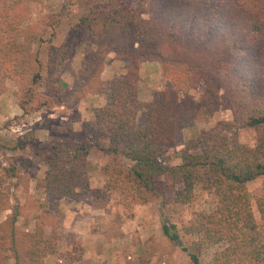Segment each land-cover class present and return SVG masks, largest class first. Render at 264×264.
I'll return each instance as SVG.
<instances>
[{"label":"trees","instance_id":"16d2710c","mask_svg":"<svg viewBox=\"0 0 264 264\" xmlns=\"http://www.w3.org/2000/svg\"><path fill=\"white\" fill-rule=\"evenodd\" d=\"M212 9L225 19L243 13L248 50L232 56L228 48H221V40L229 33L211 27L216 17L210 15ZM30 12L29 0H0V75L33 85L41 74L31 70L30 49L18 37ZM201 16L209 22L207 29L198 26ZM72 31L79 42L76 48L95 47L84 75L75 77L76 94L81 98L89 92L104 93L108 101L93 111V119L84 124L73 142L51 144L42 180L51 197L49 208L58 209L66 197L89 195L97 203L98 198L115 190L117 178L113 177L101 189L90 184L88 156L99 146L98 140L105 138L107 149L130 161V174L145 188L154 190L163 177L167 186L177 187V202H189L198 184L218 196L213 212L196 213L183 225L184 235L162 211L163 233L189 255L193 264H201L202 250L218 244L223 247L215 253L213 264H264V231L246 189L248 182L264 177V0L101 2L91 4ZM70 52L71 47L58 52L53 61L55 69L65 66ZM112 52L126 63L127 70L102 81L100 75ZM149 60L162 64L168 80L153 100L143 102L140 66ZM239 63L250 70H240ZM198 89V99L189 94ZM56 97L54 91L48 100ZM19 104L28 113L26 102ZM220 106L231 109L242 125L255 129L254 147L232 142L227 133L231 124L220 121L203 140L171 152L182 144L187 122L213 116ZM140 112L145 120L142 128L137 126ZM174 159L179 162L173 163ZM256 203L264 218V181ZM18 217L14 208L10 225L0 224V264H10V254L12 264H45L48 254L57 253L58 235H46L43 220H37L33 232L18 235ZM183 236H189L191 244Z\"/></svg>","mask_w":264,"mask_h":264},{"label":"rangeland","instance_id":"374dc122","mask_svg":"<svg viewBox=\"0 0 264 264\" xmlns=\"http://www.w3.org/2000/svg\"><path fill=\"white\" fill-rule=\"evenodd\" d=\"M115 1L117 0H91L90 2L85 0H29L31 12L22 22L18 37L27 42V47L30 49L31 70L40 73L41 78L33 85L29 84L31 82L24 83L21 80H13L17 84V88H13L12 93L18 97L19 102H26L28 113H26L27 116H14L1 123L7 131L3 132L2 139H0V221L2 222L0 224L10 225V217L14 208L18 210L19 215L26 213L24 214L26 219L30 218L28 211L35 209L36 198L22 194L21 200L24 205H20V198L16 195L18 185L21 184L24 189L28 188L29 190V176L41 171L38 163L47 165V155L50 152L51 144L58 141L73 142L76 134L82 131L84 124L93 119V111L107 103L108 99L104 93L89 92L79 98L75 92V77L84 75L86 63L89 62V54L95 47L90 44L87 47L76 48L75 45L79 42L74 39L75 33L72 31V27L82 14L88 12L91 4ZM209 13L213 17L217 14L213 9ZM242 18L243 13L227 19L217 15L213 26H211L215 30L222 29L229 33L228 37L221 40V48H228L232 56L249 49L250 40L243 36L245 29L242 25ZM198 21L200 24L198 26H202L204 29L209 26V22L202 16ZM191 26L193 28L194 25L191 24ZM196 34L199 38L198 31ZM65 47H71L70 58L61 70H57L53 65L54 58ZM143 63L145 64L143 65ZM143 63H141L143 67L140 70L139 81L140 98L143 102H149L156 97L160 90L165 88L168 78L164 74L160 62L149 60L143 61ZM237 65L242 71L250 70L248 65L240 63ZM126 70V63L118 59L115 52H112L107 58L100 79L102 81L111 79L113 76L125 73ZM2 87L0 85V92L3 91ZM54 91L57 97L48 100ZM189 94L198 99L201 89L191 90ZM62 104L65 106L63 109L61 108ZM220 121L231 124L227 133L232 142L255 146V129L242 125L240 121L235 120L231 109L220 106L213 116H203L187 122L182 131V144L172 148L171 152L186 149L193 142L203 140ZM144 125V116L140 112L137 126L142 128ZM76 126H78L77 129ZM98 142L99 146L93 147L89 155L102 162V167L109 178H117L115 180L117 187L113 190L114 192L110 193L111 195L109 194L110 196L98 198L96 205L107 207L111 212L112 209L119 208L118 206L121 205L123 209L120 207V210L125 211L126 209L125 212L129 214L131 208L137 203H147L153 207L154 213L157 214L156 222L162 223L166 216L177 224L182 235H184L183 225L190 222L196 213H209L217 208L218 196L202 184L196 186L191 200L187 203L176 201L177 187L167 186L163 177L157 181L154 190L145 188L130 174V161L120 155L112 154L107 149V139L102 138ZM30 153L36 155L30 158L28 155ZM89 162L88 171L89 173L94 172V166L91 161ZM178 162L179 159L173 160V163ZM46 165L44 168L48 169V165ZM14 177H17L18 180L15 181ZM263 181L264 177H258L246 185L255 218L262 231H264V218L258 210L256 199L263 188ZM39 185H42V181H39ZM87 198H92V196L88 195L80 199ZM111 199L113 200L109 201ZM45 200L49 206L51 202L49 194ZM108 201L109 205H107ZM8 207L12 208L11 213L4 220ZM162 211L165 216L162 215ZM114 212V214L120 215L119 211ZM36 215H38L37 220H43L45 224L60 223L61 219L58 209H50L49 213L44 211L36 213ZM117 228V226H113L111 232L117 234ZM23 232L16 230L18 235ZM183 240L188 244L192 242L189 236H183ZM222 247L223 245L218 244L202 250L200 253L201 264H213L215 253ZM175 248L179 247L170 241L166 243L163 252L169 253L170 251L171 253ZM151 249L153 252L155 251L154 246ZM182 254V262H184V259L186 260L189 256L183 250ZM9 256V262L12 264V254ZM189 264H193L192 261Z\"/></svg>","mask_w":264,"mask_h":264},{"label":"crops","instance_id":"0c3cea01","mask_svg":"<svg viewBox=\"0 0 264 264\" xmlns=\"http://www.w3.org/2000/svg\"><path fill=\"white\" fill-rule=\"evenodd\" d=\"M143 65L140 66V70ZM0 85L3 86V91L0 92V139H2V134L7 129L1 123L11 117H22L27 114L21 108L18 97L12 93V89L17 88V84L0 75ZM64 107L62 104L61 108ZM28 155L33 158L36 154ZM88 161H91L94 166V172L89 173L91 187L94 189L103 188L109 177L102 167V162L98 158H93L92 155H89ZM44 164L38 163L41 171L29 176V190L28 188L24 189L21 184L16 188L20 205H24L21 200L22 194L36 198L35 209L28 211L30 218L26 219L24 215L26 213L19 215L15 223L18 232H33L38 219L36 213L49 212L50 210L45 200L48 197V192L43 185H39V181L44 179L47 171L44 168L46 164ZM14 180L17 181L18 178L14 177ZM110 195L108 194V196ZM109 201L107 205L110 204ZM118 207L111 208V212L107 207L96 205L92 198L66 197L61 199L58 206L61 215L60 223H48L45 226L46 235L49 236L52 233L58 235L57 253L48 254L45 264H189L191 262L190 257L182 262L183 254L180 247L175 248L171 253L170 251L169 253L163 252L166 243L171 240L163 233L162 223L156 222L157 214L154 213L151 205L137 203L131 208L129 214L125 212V208V211L122 210L121 205ZM11 209L8 207L4 220L8 218ZM114 211H119L120 215L114 214ZM0 223L2 222L0 221ZM113 226L118 227L117 234L111 232ZM152 246L155 247L154 252L151 249ZM11 261V263L14 262L13 259Z\"/></svg>","mask_w":264,"mask_h":264}]
</instances>
